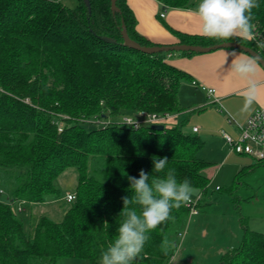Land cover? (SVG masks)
I'll return each instance as SVG.
<instances>
[{
	"label": "trees",
	"instance_id": "trees-1",
	"mask_svg": "<svg viewBox=\"0 0 264 264\" xmlns=\"http://www.w3.org/2000/svg\"><path fill=\"white\" fill-rule=\"evenodd\" d=\"M157 1L162 10L194 2ZM258 3L253 38L231 41L264 58V0ZM116 5L119 12H112L110 0H77L72 7L55 0H0V264H59L65 257L100 264L123 219L122 198L132 195L128 177L139 178L141 170L151 180L173 168L178 181H190L192 195L208 188L204 170L212 164L198 156L204 142L197 134L176 125L153 129L117 119L140 110L180 112L179 87L189 76L166 59L175 51L145 53L125 44L123 28L139 44L156 45L137 32L126 0ZM168 29L178 43L224 41ZM88 122L101 125L88 128ZM164 157L165 172H153V159ZM263 165L264 159L253 158L226 187L242 238L217 264H264V233L248 227L234 194L248 185L243 176ZM68 167L76 168L77 182L63 217L41 215L27 231L15 204L60 197L55 181ZM197 207L200 211L203 203ZM187 216L188 206L173 209L148 234L133 264H167L177 247L166 241L168 229Z\"/></svg>",
	"mask_w": 264,
	"mask_h": 264
},
{
	"label": "crops",
	"instance_id": "crops-1",
	"mask_svg": "<svg viewBox=\"0 0 264 264\" xmlns=\"http://www.w3.org/2000/svg\"><path fill=\"white\" fill-rule=\"evenodd\" d=\"M126 2L135 16L137 32L152 43L158 45L178 43V38L170 32L168 26L189 34H199L200 32L199 18L193 15V11L200 0H194L190 8H167L165 10L161 9V4L157 0H126ZM160 13L164 15L161 17ZM249 56L253 57L235 48H217L192 54L181 52L167 54L166 59L168 62L184 70L189 76V78L181 81L179 87V101L183 109L172 114L168 120L169 124L178 126L179 123L186 124L188 122L190 132L186 131V133L197 134L200 138H204V145L207 138H210V134L213 133L219 134L223 140V131L236 137L238 129L235 122L243 123L255 110L264 109V68L262 65L260 64L261 66L256 74L248 79L241 78L231 70V59ZM249 79L256 85L257 102H254L251 108L244 112L242 111L243 92L249 86ZM209 88H213L214 92L209 93ZM193 126L198 127L196 132L192 131ZM217 139L221 141L220 138ZM221 142V154L226 153V159L230 158L231 155H244L232 151L225 140ZM198 156L207 161L206 156L202 153L198 152ZM248 157V161L242 162L240 168L251 163L253 158ZM213 171L214 169L211 166L204 170L210 180ZM205 215L206 213L200 214V211L195 214L188 213L186 231L182 235L183 238L179 247H176L167 264H194L192 253H186L189 250H197L200 254L203 253L204 256H202L207 262H210L208 261L210 256L215 258L216 255L222 253L223 249L220 247L214 248L210 242L203 240L209 235L207 227L200 229L197 227L199 224L207 226L204 221ZM218 227L219 225H213L211 228L212 240L215 239L214 235ZM197 232L200 237H203L201 243L196 235ZM231 237H234L235 240L237 235L234 233Z\"/></svg>",
	"mask_w": 264,
	"mask_h": 264
},
{
	"label": "clouds",
	"instance_id": "clouds-1",
	"mask_svg": "<svg viewBox=\"0 0 264 264\" xmlns=\"http://www.w3.org/2000/svg\"><path fill=\"white\" fill-rule=\"evenodd\" d=\"M259 7L258 0H200L193 11L200 21L199 34L208 39L251 40L255 25L252 10ZM231 70L241 78L254 76L260 68L255 57L230 60ZM242 111L247 112L257 102V88L249 79V86L243 92ZM168 158L153 159V172L164 173ZM131 197H123V217L112 243L102 251L100 264H133L142 254L149 233L155 231L171 217L173 209H179L191 202L193 188L185 178L178 181L176 170L167 169L164 176L151 177L144 170L139 178L128 177Z\"/></svg>",
	"mask_w": 264,
	"mask_h": 264
},
{
	"label": "rangeland",
	"instance_id": "rangeland-1",
	"mask_svg": "<svg viewBox=\"0 0 264 264\" xmlns=\"http://www.w3.org/2000/svg\"><path fill=\"white\" fill-rule=\"evenodd\" d=\"M62 1L71 7L77 3V0ZM177 52L179 51H175V53ZM127 115L132 114L127 113ZM122 117L123 115L119 116L117 119L122 121ZM169 123L168 121L165 122L166 125H170ZM85 125L88 128H96L101 125V122H88L85 123ZM188 126L190 127L188 122L186 124L179 123L178 128L183 132H190ZM217 138H220V140L224 142L219 134L213 133L210 134V138H207L206 144L199 150L200 153L206 156L207 161L212 164L211 167H213L214 171L209 186L200 199V202L203 203L200 214L206 213L204 221L207 226L204 224H199L197 226L199 229L207 227L209 235L205 239L200 237L198 232L196 235L200 239V243L203 242L202 239L206 240L205 242H210L214 248L220 247L223 249V253L231 247H229V245L233 247L237 246L242 238L239 215L234 208L231 195L226 190V187L232 183L235 173L241 166L240 164L245 160L248 161L249 157L244 155H231L230 158L226 159V153L224 152L225 154L222 155V149L220 150L222 142ZM201 139L203 140L204 138L201 137ZM76 179V168L68 167L58 175L55 181L56 186L60 190V197L47 200L43 203H37L34 206L22 204L23 210L19 211V216L23 219L24 227L27 231L33 230L35 220L41 215L49 216L56 221L61 220L70 205V202L65 200V195L67 192L74 191L77 182ZM242 179L246 181L248 185L238 188L237 192L234 193L238 196V204L241 213L246 216V223L250 229L264 233V165L259 166L253 172L243 176ZM216 185L218 186L217 188ZM186 221L187 220L183 223H173L170 226L166 234V241L168 243L174 244L175 242L177 247H179L183 238L182 234L186 231ZM213 225H219L216 229L217 231H215L214 240L211 239L212 234H210ZM234 233L237 235L235 240L234 237H231ZM186 253H192L194 264H217L222 254L216 255L215 258L210 256L208 258L210 262H207L205 261L206 259L203 258L204 254H200L197 250H189ZM59 264H89V262L81 258L65 257L60 260Z\"/></svg>",
	"mask_w": 264,
	"mask_h": 264
},
{
	"label": "built area",
	"instance_id": "built-area-1",
	"mask_svg": "<svg viewBox=\"0 0 264 264\" xmlns=\"http://www.w3.org/2000/svg\"><path fill=\"white\" fill-rule=\"evenodd\" d=\"M62 1V0H55ZM164 14L160 13L162 17ZM194 83V81H193ZM209 93H213L214 89L209 88ZM174 112H148L140 110L132 115H123L122 123L138 127L142 124L165 123L169 120ZM238 129L236 137H233L227 132H222V137L230 146V149L236 153L248 155L254 159H264V109L259 108L249 115L243 123L235 122ZM197 126L192 127V131L196 132ZM1 192V190H0ZM202 197L201 192L192 195L191 202L188 203V213L195 214L198 212L197 204ZM75 198L74 192H67L65 195L66 201H72ZM17 211H21V203L15 204ZM183 235V234H182Z\"/></svg>",
	"mask_w": 264,
	"mask_h": 264
},
{
	"label": "water",
	"instance_id": "water-1",
	"mask_svg": "<svg viewBox=\"0 0 264 264\" xmlns=\"http://www.w3.org/2000/svg\"><path fill=\"white\" fill-rule=\"evenodd\" d=\"M110 6H111V10L112 12H119V7L116 5V0H110ZM123 25V24H122ZM122 33V37L124 40V43L135 48L138 49L140 51H143L145 53H153V52H159V51H193V52H207L213 49H217V48H237L240 49L244 52H247L248 54H250L251 56L257 58L260 62V64L262 65V67L264 68V58L254 49L241 44L239 42H235V41H223V42H219L213 45H208V46H202V45H197V44H189V43H174V44H167V45H152V46H145V45H141L138 42L134 41L126 32V30L123 28L121 30ZM151 128L153 129H162L163 128V124L161 123H154L151 124Z\"/></svg>",
	"mask_w": 264,
	"mask_h": 264
}]
</instances>
